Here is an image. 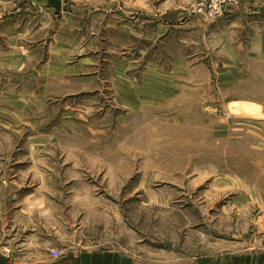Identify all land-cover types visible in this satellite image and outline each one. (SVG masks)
<instances>
[{"label": "rangeland", "instance_id": "obj_1", "mask_svg": "<svg viewBox=\"0 0 264 264\" xmlns=\"http://www.w3.org/2000/svg\"><path fill=\"white\" fill-rule=\"evenodd\" d=\"M263 54L264 0H0V264H264Z\"/></svg>", "mask_w": 264, "mask_h": 264}, {"label": "crops", "instance_id": "obj_2", "mask_svg": "<svg viewBox=\"0 0 264 264\" xmlns=\"http://www.w3.org/2000/svg\"><path fill=\"white\" fill-rule=\"evenodd\" d=\"M258 60V59H257ZM262 65L263 81H264V54ZM243 259V258H242ZM75 264H139L136 260L129 257L122 256L115 252H104L103 254L98 253H83L80 256L75 257Z\"/></svg>", "mask_w": 264, "mask_h": 264}, {"label": "built area", "instance_id": "obj_3", "mask_svg": "<svg viewBox=\"0 0 264 264\" xmlns=\"http://www.w3.org/2000/svg\"><path fill=\"white\" fill-rule=\"evenodd\" d=\"M54 256H55V258H57V256H59V255H58V253H55Z\"/></svg>", "mask_w": 264, "mask_h": 264}]
</instances>
